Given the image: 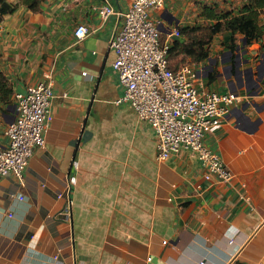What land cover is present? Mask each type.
I'll list each match as a JSON object with an SVG mask.
<instances>
[{
    "label": "crops",
    "instance_id": "1",
    "mask_svg": "<svg viewBox=\"0 0 264 264\" xmlns=\"http://www.w3.org/2000/svg\"><path fill=\"white\" fill-rule=\"evenodd\" d=\"M1 1L15 10L0 22L9 90L0 92V146L15 93L51 73L55 97L23 179L0 178V264H264V38L245 47L238 36L232 50L225 32L210 45L215 78L205 85L241 97L205 138L232 173L219 184L191 150L159 161L152 128L119 102L110 41L122 20L103 22L98 9L125 12L132 0H41L38 12ZM247 1L166 0L151 17L165 28L213 25L206 6L238 14ZM80 25L92 31L81 41Z\"/></svg>",
    "mask_w": 264,
    "mask_h": 264
},
{
    "label": "built area",
    "instance_id": "2",
    "mask_svg": "<svg viewBox=\"0 0 264 264\" xmlns=\"http://www.w3.org/2000/svg\"><path fill=\"white\" fill-rule=\"evenodd\" d=\"M165 2L132 0L125 12H118L109 3L98 9L103 22L114 15L122 20L121 29L110 41L115 55L113 68L125 88L119 102L128 103L138 120L152 128L159 161L169 160L182 149L191 150L197 153L206 181L216 178L219 184H226L232 173L219 154L205 145V138L220 129L241 97L234 91L220 93L205 85L210 65L186 64L177 70L170 67L169 50L174 40L182 38L180 27L165 28L151 17V12L162 9ZM91 33L80 25L75 36L81 41ZM44 79L13 97L15 120L6 130L7 145L0 146V178L22 180L34 150L45 145V132L54 120L55 94L51 73Z\"/></svg>",
    "mask_w": 264,
    "mask_h": 264
},
{
    "label": "trees",
    "instance_id": "3",
    "mask_svg": "<svg viewBox=\"0 0 264 264\" xmlns=\"http://www.w3.org/2000/svg\"><path fill=\"white\" fill-rule=\"evenodd\" d=\"M33 12L41 10V0H20ZM15 8L7 3L0 2V22L5 15L12 14ZM264 15V0H248L238 14L233 12L218 13L216 7L206 6L203 16L216 21L213 25L180 27L182 38L173 41L169 50V64L172 69H180L186 64L200 65L210 58V45L214 38L220 34L229 32L232 34L231 42L226 46L229 49L237 48L238 36L245 39V47L262 41L264 38V26L261 25V17ZM166 36L162 35L165 41ZM264 53V44L262 45ZM209 78L214 80L215 75ZM0 92L7 95L9 90L6 79L0 75Z\"/></svg>",
    "mask_w": 264,
    "mask_h": 264
},
{
    "label": "water",
    "instance_id": "4",
    "mask_svg": "<svg viewBox=\"0 0 264 264\" xmlns=\"http://www.w3.org/2000/svg\"><path fill=\"white\" fill-rule=\"evenodd\" d=\"M243 42L245 43V39H243ZM240 49V48H239ZM209 63L212 62V58H209ZM214 61V60H213ZM211 65V64H210ZM210 69H213V66H210ZM13 112H14V106H13ZM13 119H15V115L13 117ZM14 121V120H13Z\"/></svg>",
    "mask_w": 264,
    "mask_h": 264
},
{
    "label": "rangeland",
    "instance_id": "5",
    "mask_svg": "<svg viewBox=\"0 0 264 264\" xmlns=\"http://www.w3.org/2000/svg\"><path fill=\"white\" fill-rule=\"evenodd\" d=\"M197 26H199V25H197ZM174 41H175V40H174ZM207 61H208V60H207ZM207 61H206V63L209 65L210 63H208Z\"/></svg>",
    "mask_w": 264,
    "mask_h": 264
}]
</instances>
